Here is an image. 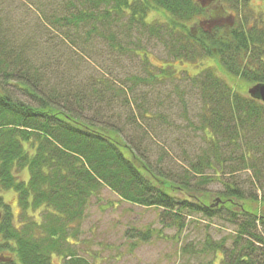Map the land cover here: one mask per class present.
Listing matches in <instances>:
<instances>
[{"label": "rangeland", "instance_id": "1", "mask_svg": "<svg viewBox=\"0 0 264 264\" xmlns=\"http://www.w3.org/2000/svg\"><path fill=\"white\" fill-rule=\"evenodd\" d=\"M203 1L211 8L189 23L191 29L200 23L211 30L217 24H234L240 19L253 23L257 17L264 21V0H252L244 12H230L223 18L214 0ZM82 8L81 0H0L4 28L13 41L27 46L30 64L37 70L34 76L39 78L40 70L38 93L41 88L59 105H80L85 117L120 130L156 171L177 182L190 178L194 196L208 206L218 204L226 185L240 190L245 201L257 195L259 202L264 200V113L256 145L244 142L236 147L237 151L220 143L216 152L212 143L216 138L202 129L201 87L192 78L206 70L214 71L245 97L250 96L252 85L228 74L218 58L193 63L171 56L167 24L172 17L159 9H151L148 26L139 25L130 16L79 28L55 22ZM170 66L173 76L163 77L161 69ZM19 86L13 80L6 85V92L38 105L30 92ZM244 153L255 156L256 161L249 157L243 162ZM207 160L211 167H202V175L195 173L192 166L203 161L206 164ZM18 176L28 181L29 171L25 169ZM1 195L16 226L20 227L23 216L32 217L31 210L21 209L15 192ZM176 197L184 196L178 193ZM190 200L197 202L195 198ZM251 206L255 210L258 204ZM232 209H223L212 218L183 212L180 225L173 212L166 214L162 208L125 202L103 187L74 226L75 232L69 231L62 254L53 255V262L63 264L64 255L73 251L93 264H221L223 253L207 249L206 244H223L229 252L235 249L239 227L245 219H236ZM43 214L44 210L36 212L37 220L43 219ZM141 235H148L147 240ZM247 239L237 245L247 246ZM262 249L254 253L258 260H264V246ZM14 257L12 252L4 251L0 264Z\"/></svg>", "mask_w": 264, "mask_h": 264}, {"label": "trees", "instance_id": "2", "mask_svg": "<svg viewBox=\"0 0 264 264\" xmlns=\"http://www.w3.org/2000/svg\"><path fill=\"white\" fill-rule=\"evenodd\" d=\"M81 2V11L71 17L57 18L55 22H67L79 28L97 25L109 18L130 16L139 25L148 26L151 9H159L172 17L167 24L171 37L167 48L176 60L194 63L208 57L218 58L228 74L253 86L264 84L262 19L256 17L253 23L240 19L234 24H217L211 30L200 23L199 27L191 29L189 23L204 16L211 8L206 7L203 0ZM214 2L223 18L230 12H244L252 0ZM30 59L27 46L11 39L0 16V254L10 251L15 255L2 264H56L53 255L62 254L69 231L75 232L74 226L83 219L90 201L103 187L125 202L162 208L166 214L173 212L180 225L183 212L212 218L223 209L233 208L236 219H245L239 227L235 249L229 252L223 244L210 242L206 248L223 253L221 264H264V260L254 256L264 246V200L259 202L257 195L245 201L240 190L226 185V192L218 202L220 206H208L194 196L190 178L177 182L156 171L138 154L135 146L122 137L120 130L106 126L96 118L85 117L80 105H59L53 103L41 88L38 93L36 81L40 78V70L39 78L34 76L37 70L32 68ZM161 70L165 78L174 74L172 66ZM31 72H34L33 76H29ZM13 80L27 89L38 105L8 94L6 85ZM192 80L201 87L202 129L216 138L212 142L216 152L220 143L235 149L244 142L251 147L256 145L264 103L236 92L211 70ZM261 146L264 149V144ZM249 157L253 161L257 159L244 153L242 161L247 162ZM204 166L211 167L210 160L192 168L202 175ZM25 169L29 171L28 181L18 176ZM10 191L17 194L23 211L33 212L32 217L21 218L20 227L15 225L11 209L1 195ZM178 193L184 197H176ZM191 198L197 202H191ZM251 204H258V207L253 210ZM39 210H44L41 220L36 218ZM141 237L147 240L148 235ZM245 237H248L247 246L237 245ZM64 257L63 264H93L73 251Z\"/></svg>", "mask_w": 264, "mask_h": 264}, {"label": "water", "instance_id": "3", "mask_svg": "<svg viewBox=\"0 0 264 264\" xmlns=\"http://www.w3.org/2000/svg\"><path fill=\"white\" fill-rule=\"evenodd\" d=\"M249 95L255 99H259L264 103V84L254 85L249 90ZM220 200H218L219 202Z\"/></svg>", "mask_w": 264, "mask_h": 264}]
</instances>
